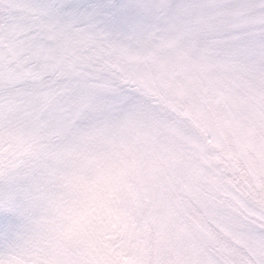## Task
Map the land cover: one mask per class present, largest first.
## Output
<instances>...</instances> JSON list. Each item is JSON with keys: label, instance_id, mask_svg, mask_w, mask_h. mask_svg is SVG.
Here are the masks:
<instances>
[{"label": "snow or ice", "instance_id": "1", "mask_svg": "<svg viewBox=\"0 0 264 264\" xmlns=\"http://www.w3.org/2000/svg\"><path fill=\"white\" fill-rule=\"evenodd\" d=\"M0 264H264V0H0Z\"/></svg>", "mask_w": 264, "mask_h": 264}]
</instances>
